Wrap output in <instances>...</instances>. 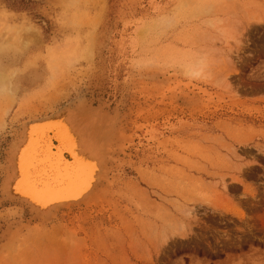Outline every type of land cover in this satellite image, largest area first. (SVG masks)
<instances>
[{
  "label": "rangeland",
  "instance_id": "1",
  "mask_svg": "<svg viewBox=\"0 0 264 264\" xmlns=\"http://www.w3.org/2000/svg\"><path fill=\"white\" fill-rule=\"evenodd\" d=\"M258 17L264 0H0V40L12 45L0 135L80 93L123 97L139 116L118 184L20 231L0 264H264ZM221 27L235 33L229 46ZM198 49H213L201 75L190 71ZM6 208L1 223L19 215Z\"/></svg>",
  "mask_w": 264,
  "mask_h": 264
},
{
  "label": "bare ground",
  "instance_id": "2",
  "mask_svg": "<svg viewBox=\"0 0 264 264\" xmlns=\"http://www.w3.org/2000/svg\"><path fill=\"white\" fill-rule=\"evenodd\" d=\"M219 31V40L226 45L235 38L226 27ZM11 50L12 45L1 39L0 85L9 79L1 56ZM212 50H197L190 62L192 74L201 75ZM107 99L80 93L47 113L18 122L10 135H0V206L19 213L0 222L1 247L11 246L27 227L94 206L118 184L131 158L139 116L135 117L134 106L126 104L125 98L115 105ZM8 111H2L3 128ZM230 154L232 161L239 158L236 148ZM222 184L226 188V182ZM175 202L185 219L195 217L194 207Z\"/></svg>",
  "mask_w": 264,
  "mask_h": 264
}]
</instances>
